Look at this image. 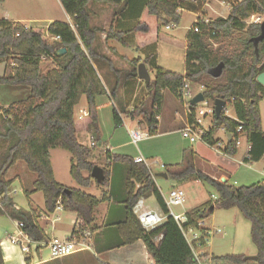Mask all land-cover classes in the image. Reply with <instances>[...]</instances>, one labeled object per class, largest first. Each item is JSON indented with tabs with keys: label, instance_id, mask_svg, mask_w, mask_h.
<instances>
[{
	"label": "trees",
	"instance_id": "trees-1",
	"mask_svg": "<svg viewBox=\"0 0 264 264\" xmlns=\"http://www.w3.org/2000/svg\"><path fill=\"white\" fill-rule=\"evenodd\" d=\"M4 1L0 0V3ZM140 1L58 0L71 23L55 21L48 25L45 35L59 38L53 43H49L39 31L19 23L0 21V63L10 61L13 65L12 73L0 78V84L30 89L27 99L0 108V142L4 144L0 145V213L23 223L24 231L33 241L44 242V231L37 222L36 212L33 209H16L7 196L11 181L6 180V174L16 163L22 162L36 176L32 190L26 195L42 193L44 211L48 215L55 212L58 201L63 211L76 214L93 232L92 246L98 254L142 241L154 264H198L183 230H198L199 223L214 210L237 209L250 224V238L256 248L257 261H249L244 255L212 259L221 264H264V181L239 187L227 181L219 182L196 173L184 151L181 164L164 168L167 177L182 183L195 176L214 189L215 198L210 196L204 203L187 211L186 221L181 227L173 218L167 217L161 226L145 232L132 212L140 198L146 200L152 197L160 210L167 214L164 200L146 165L135 163L128 156L106 152L103 181L97 183L91 177V171L96 166L90 161L95 147H87L77 141L74 108L85 98L89 121L87 131L96 143H100L95 98L107 92L92 63L107 60L95 54L96 32L90 28L87 5L99 3L120 7L122 3L133 5L138 2L136 4L141 6L140 9L154 17L158 28H161L177 26L180 22L179 10L198 13L208 0H143V4ZM218 1L230 5L229 15L227 18L208 20L207 23L197 20L192 25L186 35L184 74L164 71L156 66L155 56H148L144 62L154 72L153 81L145 85V97L124 115L131 123L141 117L147 134L154 136L164 100L163 91H169L180 101L184 83H188L193 97L202 87V94L209 105L214 107V102L222 99L231 105L234 113V118L226 117L224 113L219 119L213 116V125L204 141L209 146L215 145L213 136L223 129L230 139H227L222 153L232 157L238 150L235 140L244 134L250 147L245 163H258L264 156V131L259 106L264 98V87L256 82V77L264 72V39L255 44L261 33L260 25L246 24L245 21L253 15L264 17V0ZM194 28L198 29L197 33ZM132 32L147 34L149 28L139 22ZM234 36L242 46L238 53L228 54L222 52V48L212 49L211 42H219L220 47L222 39ZM60 49H64L65 53L59 56ZM43 59L53 65L45 73L41 71ZM131 63L133 70L130 76L136 79L138 61ZM221 64V74L214 77L212 70ZM107 67L115 76L109 93L114 98L119 89V72L108 61ZM112 113L114 126H122L117 110L113 109ZM238 128H241L240 134L237 133ZM56 148L70 154L69 174L79 187L95 185L107 189L101 198L79 189H68L56 182L49 158V151ZM85 172L86 177L83 176ZM107 200L111 201L109 210L102 225L95 228L96 210ZM211 207H214L212 211ZM115 210L118 215H113ZM159 236L161 240L156 243L155 239ZM201 243L198 242L202 246ZM204 257L208 256L201 258ZM25 261L30 263L28 259ZM0 264H3L1 257Z\"/></svg>",
	"mask_w": 264,
	"mask_h": 264
},
{
	"label": "crops",
	"instance_id": "crops-1",
	"mask_svg": "<svg viewBox=\"0 0 264 264\" xmlns=\"http://www.w3.org/2000/svg\"><path fill=\"white\" fill-rule=\"evenodd\" d=\"M56 1L65 17L63 21H59V22L70 24L71 21L69 17L64 13L58 0ZM47 3H48V0H5L3 3H0V21H6L9 23H19L24 26H29V28L31 29L33 27H38L37 26L38 24L44 23L46 24L44 33H43V36H44L48 25L55 22L53 21L54 19L48 20V17H44L45 10L47 9L46 7ZM136 3L133 5L132 4L123 5L122 3L120 7H111L108 5L94 3L96 5V10L93 11L92 7L89 10L90 28L96 32V38H95V43H94L95 54L97 56L106 58L110 66L113 67L116 72H119L118 75L123 79V82L121 81V83H120V80H118L119 89H118L117 95L114 98H112L109 93H110L111 88L114 85L115 76L112 74L109 67H107V61L100 60L95 63H92L95 71L98 74V77L100 78L107 92L106 95L97 96L95 98V103L97 107L100 130L105 131V130L110 129V132L104 134V138H107V136H110L109 137L110 145L106 141L103 142V145H101L100 143H96V141L94 140L93 142H94L95 148L96 147L98 148L99 146L101 147L100 149L103 152V155L106 152H108L111 155L128 156V157H131L133 160L135 158H142L143 163L146 165V167L150 171L149 164H147L148 160L146 161L145 159V157L148 155L140 154L139 150L137 149L138 144L144 143V142H153L158 138L165 139L172 135H178L179 137H181V139H183L180 134V131L183 129L185 123L188 122L189 117L187 116V113L183 105H181V102L177 100V98L174 97L169 91L165 90L163 91L164 100L162 102L160 116L157 119L158 125H157L156 135L154 136L148 135L146 139L140 141L138 144H135V145H133L129 140L130 130H140L146 133V129L141 128L138 125L139 124L138 121H135V122L133 121L131 123L126 119L124 115V113L131 112L134 106H136L146 95V90L143 93L139 92V86H140L141 81L138 79V77L135 79L130 76L133 70V64L131 62L133 60L138 61V64L136 66V71H137L138 65L143 64L150 76V74H152L148 71V68L150 69V66L148 64H145L144 61L148 56L153 55L155 56L156 66L161 68L157 64L155 50L153 52L152 47H155L156 43L161 39L170 41L167 35H163L162 31L169 30V28L175 27L171 25L168 28L167 27L158 28L156 19L153 17L154 20H151L150 18L151 16H148L146 11L144 9H140L141 6ZM140 4H143V0L140 1ZM207 6H208V1L205 4V8ZM202 10L203 9H201L200 12L196 14L195 22L197 20H200V21L208 20L206 17L202 16L204 15ZM178 13L180 14L181 10H179ZM139 22L145 23L148 25L149 32L147 34H142L139 32L137 33L132 32V29L134 28V26ZM54 42H57V41H54ZM186 47H187V41L185 43V50H186ZM12 70H13V65L10 61L0 63V78L10 75L12 73ZM183 74H184V69H183ZM168 92L170 94H168ZM198 93L200 92H197V94ZM29 95H30V89L28 87H24V86L15 87V86H8V85L0 84V108H6L12 103L25 100L29 97ZM113 109L117 110L119 117L122 120V126L120 127L114 126L113 113H112ZM83 113H86V115H84ZM74 120H75V126H76L77 141L81 145L91 147L90 138L92 137V134L89 131H87V126L89 124V121L87 118V105H86L85 98H82L80 103L74 108ZM209 120L211 122V119ZM101 131H100V135H101ZM81 135L84 136V143L79 140ZM228 136L229 135H227L224 132V138L226 142H224L222 148L221 149L219 148L216 152V155H214L215 161L212 159L205 158L202 155H200L198 150L193 148L192 144H189L188 141L183 139V141H185L188 144L187 146L183 145L179 149V152H178L179 158H180L179 161L177 163H171V164L169 163V164L161 165L160 167L163 170V173H165L164 171L165 167L176 166V165L181 164L183 161V157H184L183 152L185 151L188 157L190 156L189 158H190V162L192 163V165H195L197 162H201V163L207 164L212 169L216 168L218 172L222 173L220 177L221 178L220 181L222 182V180H225L229 183V178H231L232 175L236 173V170L239 169V165L246 164L245 159L247 158V153L250 147L246 141V136H240L241 144L239 147L242 146L244 148V153L239 161H235L234 159L235 155L230 157L222 153L224 147L226 146L227 139H230ZM213 138L214 140H216L215 145L221 142L220 138L216 137V135H214ZM201 143H203L204 145H206L207 147L211 149L215 147V145L209 146L205 141ZM127 147H136V150H137L136 153L132 155L130 153H125L121 151L122 149H125ZM239 147L237 148L239 149ZM65 153L66 152L59 150L57 148L49 151V158H50V162H51V166H52V170H53V174H54L56 182L68 189H72V188L79 189L84 193H86V190L92 189V188L101 189L100 187H97L95 185H92L87 188H81L72 179L71 181L75 185L72 184V182H68L67 175L69 174L70 167H71V156H68V154L67 153L65 154ZM263 158L264 156L262 157V159ZM63 159L65 160V164H63L64 163ZM93 159L94 157L92 154L90 161L92 163H95ZM233 159L235 163H233ZM153 163H156V161H153ZM249 164H252V163H249ZM253 164H257V163H253ZM104 165H105V162H104ZM63 169L65 172V176H63V174H59V172H62ZM85 174H83L84 177H86ZM151 175L153 177V180L155 182L157 189L159 190L161 194V189H160L161 183H166L165 181L170 180V179L168 177L166 179L158 177V174L153 176V174L151 173ZM58 177H60L61 179H58ZM155 177L161 179V182L160 183L157 182V179ZM207 177L217 180L214 176L208 175ZM35 179H36V176L35 175L33 176V174H30V172H28L25 164H21L20 162L16 163L13 167H11L8 170L6 174V180L11 181L10 187L12 185H15L16 183L19 184L20 186L19 192L23 194V196L25 197L24 198L25 201L17 199L16 197H13L12 192H10L9 190L7 194L8 198L11 199L16 209H21L24 211L33 209L36 212L38 216L37 222L39 226L41 227V229L44 231V235H45V240L43 243H47L52 238H59V239L68 238L69 235L71 234L74 221L77 218L76 214L65 212L63 211L62 208L55 210V212L51 215L46 214L44 211V201H43L42 193L36 192V193L30 194L29 196L26 195V192H30L32 190V184L35 181ZM66 182H68V184ZM171 182L173 184H176L175 181L171 180ZM184 182L188 183L187 184L188 187H191V186L199 187L198 185L201 183L199 180L197 182L183 181L182 183ZM233 185L236 186L235 183ZM173 188H180V186H176V187L173 186L171 189ZM106 191H107L106 188H102L103 194ZM13 193L17 194L16 190ZM214 193L213 195L210 194L209 197L211 196L212 198H215ZM208 199L203 200L200 204L204 203ZM149 200H152L154 202L152 206L150 205L152 209L154 210L160 209L152 197H149L148 199H146V202H148ZM110 202L111 201L107 200L104 203H102L105 206H104V210L102 211L101 220L97 224V211L99 209L98 207V209L96 210V220H95L93 227L99 228L102 225L104 218L109 210ZM181 209L184 210V207ZM191 209H188L186 211L184 210V211L187 212ZM235 210L237 211V209ZM113 215H118V211L115 210V212H113ZM15 222H18V221L12 220L10 217H8V215L0 213V257L3 261V264H26V261H25L26 259L29 260L30 262L29 264H94L93 259L96 260V255L105 257V260L107 263L109 260H111L109 255L112 253L113 250L98 254L93 250V246H92L91 251L79 252V253L68 255V256H65L59 259H51L50 255L48 259H43L42 251H41V249L43 248L42 247L36 252L35 255H29L26 258L16 246L11 245L6 241V239L10 237L15 230ZM199 227L200 229L195 230L196 232L204 230L202 231V233H206L207 235L210 233L208 230L204 228V224L202 221L199 223ZM219 232L220 231L218 229L215 230V233H219ZM196 236L198 237L197 233H196ZM185 239L187 243L190 244L191 241L190 239H188V235L185 236ZM137 243H140L141 248L139 247L138 249H135L134 246H130L129 250H127V253H126V259L128 258L126 260V263L132 261L134 264L135 263L136 264H154V262L149 258L142 241H137ZM206 243L207 241L205 237L203 245L201 246L199 244L197 249L204 248ZM119 249L120 248H117V250ZM203 254H206V253H203ZM241 255H244L246 257H253V256H256V253L251 254L249 252L247 253L245 252ZM236 256H239V255H236ZM212 258H213L212 255L208 254L209 261H207L206 264H212L211 262ZM110 262L115 263V264H121V262L117 261L116 259H113V261H110ZM216 264H221V263H216Z\"/></svg>",
	"mask_w": 264,
	"mask_h": 264
},
{
	"label": "rangeland",
	"instance_id": "rangeland-1",
	"mask_svg": "<svg viewBox=\"0 0 264 264\" xmlns=\"http://www.w3.org/2000/svg\"><path fill=\"white\" fill-rule=\"evenodd\" d=\"M46 7L47 9L45 10L44 17H48V20L54 19L53 21L59 22L65 19L56 0H48ZM91 7L93 11L96 10V5L94 3H90L87 5L88 13ZM202 9H203L202 12L204 13V15L202 16L206 17L208 20H215L218 18H227L230 12V5L228 3L218 1V0H208V6L205 8V5H204ZM196 14L197 13L189 12L187 10H181V13L179 14L180 15L179 24L173 28H169V30L162 31L163 35H167L170 41L161 39L156 43L155 47H152V51L154 52L155 50V55H156L158 66L164 69V71H169V72L180 74V75L183 74L184 51H185V43H186L185 39H186V35L188 31L191 29L193 23L195 22ZM150 18L151 20H154L153 17H150ZM262 18L264 22V17L262 16ZM248 20L245 21L246 24H249ZM37 26L38 27H33L32 29L39 31L40 33H44L46 24L42 23V24H38ZM25 27L29 28V26H25ZM236 37L237 36H234L228 40L222 39L220 47H219V44H220L219 42L217 43L213 41L211 42L212 49L217 50L218 48H222V52H227L228 54L238 53L239 51H241L242 46L237 41ZM48 42L53 43L54 41L48 40ZM51 67H53V65L50 62L43 61L41 64V71L45 73ZM148 71L152 73L150 74V77H151L150 83H151L154 78V72L153 70H150L149 68H148ZM118 80H120V83L121 81L123 82V79L120 76ZM145 90L146 89L144 86V82L141 81L140 86H139V92L143 93L145 92ZM197 90L199 91V89ZM194 91H196V89ZM168 94L170 93L168 92ZM259 106H260L261 126H262V130L264 131V98H262V100L260 101ZM209 107H212V106L209 105ZM226 110H227V114H226L227 117H230V118L234 117V113L231 108V105L227 104ZM0 116H1V113H0ZM97 119H98V126H99L98 113H97ZM135 121L139 122L138 125L141 128L146 129V125L144 121L141 120V117L136 119ZM204 125L212 126L213 125L212 120L210 122V120L207 118L206 120H204ZM99 130H100V126H99ZM108 132H110V129L101 131V135L99 138L101 145H103L104 141H106L110 145L109 143L110 136H107V138H104V134ZM224 132L225 131H223V129H219L215 133L216 137L220 138V141L222 143L219 142V144H216L215 147L212 149L207 147L201 142L195 143L192 146L194 149H197L199 154L202 155L203 157L214 160V155H216L217 150L219 148L221 149L224 142H226L224 138ZM242 136H245V135H242ZM79 140L84 143V136L81 135ZM187 144L188 143L183 141V139H181V137H179L178 135H172L165 139L158 138L153 142L139 143L137 146V149L139 150L140 154L148 155L145 157V159L146 161L148 160L147 164H149L150 171L153 174V176H155L156 174L163 173V170L160 167L161 165L169 164V163L170 164L177 163L180 159L179 154H178L179 149L183 145L187 146ZM0 145H4V144L0 142ZM100 148H101L100 146L98 148L96 147L95 148L96 150H94L93 152V157H94L93 160L95 161L94 164H96V166L99 168L104 166V155ZM59 150H62V149H59ZM62 151L66 152L68 156H70L67 151L65 150H62ZM121 151L125 153H130L133 155L134 153H136L137 150H136V147H127L125 149H122ZM243 153H244V148L241 146L239 147L234 157L235 161H239L241 157L243 156ZM234 159H233V163H235ZM153 161H156V163H153ZM20 163L24 164L22 162ZM63 164H65V160ZM193 166H194L193 169L196 173L202 174L204 176H208V175L214 176L217 179V181L221 182L220 177L222 173L218 172L216 168L212 169L207 164H204L201 162H197ZM59 174H63V176H65L64 169L62 170V172H59ZM85 175L87 176V173ZM67 178H68L67 179L68 182H72L69 174L67 175ZM58 179H61V178L58 177ZM156 179H157V182L159 183L161 182V179L159 178H156ZM186 181L197 182L198 179L195 176H192ZM199 181L201 182L198 185L199 187H196V186L188 187L187 182H184V183L176 182V184H173L171 180H167L165 181L166 183H161V187H160L161 195L163 197L166 196L169 190L173 186L174 187L180 186V188L183 190L186 189L185 190L186 198H185L184 206H183L184 210L186 211L188 209H191L197 206L203 200L208 199L209 195L210 194L213 195V193L215 192L214 189L210 187L207 183L201 180ZM263 181H264V158L261 161H259L257 164L252 163V164L239 165V169L236 170V173H234L232 177L229 178V184L235 183L236 186H250L256 183H261ZM68 182L66 183L68 184ZM72 184L74 183L72 182ZM19 189H20V186L18 183H16L15 185H12L9 188V191L12 192L13 197H16L17 199L25 201L24 200L25 197L23 196L22 193L19 192ZM15 190L17 194L13 193ZM101 192H102V188L101 189L92 188V189L86 190L87 194L93 195L97 198L102 197L103 192L102 194ZM146 204L152 206L154 202L152 200H149L148 202H146ZM104 206H105L104 204L100 205L97 211V224L101 220L102 211L104 210ZM184 210L181 208L174 209L176 214L184 213L185 212ZM202 222L204 224V228L210 232L208 235L206 233H202V231L204 230L196 232L195 231L196 229L194 228L192 229H193L194 234L197 233L198 235L197 241L199 243L201 242L203 243L205 237H206L207 243L204 246V248H201V249H197L199 244H194V243L191 244V247H193L195 254L198 256V259L200 258L199 260L201 264H206L207 261H209L208 257L201 258L204 255L208 256V254L212 255L213 258H221L224 256L241 255L245 252L246 253L249 252L251 254L256 253V248L253 245L251 238H250V224L235 209L214 210L213 213L209 215L207 218H205L204 220H202ZM199 229L200 227H198V230ZM217 229L220 231L219 233H215V230ZM192 236H193L192 233L188 234V239H190V241L192 240ZM130 246H134L135 249H138L139 247L141 248L140 243L136 242L133 245L121 247L119 250L117 249L113 250L112 253L109 255L111 260H109L108 263L106 262L105 257L98 256V255H96V260L93 259V262L94 264H115V263H111L110 261H113V259H116L117 261H120L121 264H134L132 261L126 263V260L128 259V258L126 259V253H127V250H129ZM41 251H42V258L48 259L49 257L48 250L46 248H42ZM203 253H206V254H203ZM211 262L212 264H216V262L213 261V259H211Z\"/></svg>",
	"mask_w": 264,
	"mask_h": 264
},
{
	"label": "built area",
	"instance_id": "built-area-1",
	"mask_svg": "<svg viewBox=\"0 0 264 264\" xmlns=\"http://www.w3.org/2000/svg\"><path fill=\"white\" fill-rule=\"evenodd\" d=\"M262 22L263 18L260 15H253L248 20L249 24H261ZM204 23H207V20L204 21ZM193 31L197 33L198 29L194 28ZM45 36L44 37L47 38L49 41H59L58 37H50L49 35ZM44 60L45 59H43V61ZM197 92L202 93V87H200L199 91ZM192 98L193 96L190 92V87L188 83H184L182 89L180 90V102L182 103L187 113V116L189 117V120L185 123L183 129L180 131V134L183 139L188 141L189 144L193 145L195 143L203 142L204 138L209 133L211 126H205L204 120H206L207 118L212 120L214 116V107H209V104L205 100L192 107L189 104ZM233 101L234 99L232 100V102ZM226 105L224 107V110L222 111L225 116L227 114ZM83 114L86 115V113ZM237 133H241V128L237 129ZM242 135L244 134H240L235 140L236 147L240 146V136ZM147 137V132L145 133L140 130L129 131V140L133 145L138 144L140 141L146 139ZM94 146V142H92L91 139V147ZM134 162L143 163V160L142 158H135ZM185 198L186 194L184 190L180 188H173L169 190L168 194L165 197H163L165 206L167 208V214H164L160 209H152L150 205L146 204V200L144 198H140L135 203L132 212L145 232L153 231L159 226H161L167 217L173 218L175 222L181 227L186 221V212L176 214L174 209L183 208ZM61 208L62 207L60 205V202L58 201L55 210ZM188 233L193 234L192 240L188 245L190 246L192 254L195 257L197 263L201 264L200 260L198 259V256L193 250V247H191V244H197L198 237L196 236V234H194L192 228L183 230L184 237L188 235ZM92 240L93 232L91 231L90 227L86 226L83 221L79 218L75 219L71 234L66 239L52 238L47 243L35 242L24 231V225L19 221L15 222L14 232L10 237L6 239L9 244L16 246L26 258L29 255H35L36 252L43 247L48 249L51 259H59L79 252L91 251ZM160 240L161 236L157 237L155 239V242L157 243Z\"/></svg>",
	"mask_w": 264,
	"mask_h": 264
},
{
	"label": "water",
	"instance_id": "water-1",
	"mask_svg": "<svg viewBox=\"0 0 264 264\" xmlns=\"http://www.w3.org/2000/svg\"><path fill=\"white\" fill-rule=\"evenodd\" d=\"M260 29H261V33L260 36L254 41V43L256 44L258 41H261L264 39V22L260 25ZM65 53L64 49H60L58 51V55H62ZM223 69V64H221L220 66H218L217 68H215L214 70H212L211 74L214 77H218ZM137 77L140 81H143L144 84L147 86L150 83V76L145 68V66L143 64L138 65L137 67ZM256 82L258 84H260L261 86L264 87V72L260 73L257 77H256ZM204 96L202 93H198L196 94L191 100H190V106H196L198 103L203 102ZM226 103L222 100V99H217L214 102V116L216 117V119H219L221 116L222 111L224 110ZM230 138V136H228ZM91 177L97 182L100 183L101 181H103L104 179V173H103V169L99 168L97 166H94L92 171H91ZM158 177L167 178L166 173H160L158 174ZM225 180H222V182H224ZM65 193H68V191H65ZM214 209V207H211V211ZM249 261L252 262H256L257 261V257L253 256V257H248Z\"/></svg>",
	"mask_w": 264,
	"mask_h": 264
},
{
	"label": "bare ground",
	"instance_id": "bare-ground-1",
	"mask_svg": "<svg viewBox=\"0 0 264 264\" xmlns=\"http://www.w3.org/2000/svg\"><path fill=\"white\" fill-rule=\"evenodd\" d=\"M202 22H204V21H202ZM207 22H208V20H207ZM262 23H263V22H262ZM262 23H261V24H262ZM261 24H258V25H261ZM26 28H28V27H26ZM91 139H92V138H90V141H91ZM92 142H93V139H92Z\"/></svg>",
	"mask_w": 264,
	"mask_h": 264
}]
</instances>
